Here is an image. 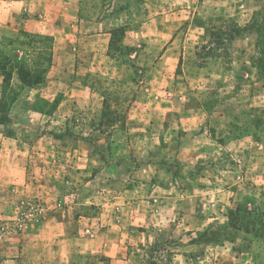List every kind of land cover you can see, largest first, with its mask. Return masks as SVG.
<instances>
[{
    "label": "rangeland",
    "instance_id": "rangeland-1",
    "mask_svg": "<svg viewBox=\"0 0 264 264\" xmlns=\"http://www.w3.org/2000/svg\"><path fill=\"white\" fill-rule=\"evenodd\" d=\"M95 1L86 14L107 15ZM201 1L115 0L107 46L19 24L0 35V133L39 141L51 174L0 220L2 239L37 227L12 223L41 198L47 217L79 204L66 264H264V0H247L248 19L242 0ZM26 71L42 81L24 85ZM124 229L106 256V234Z\"/></svg>",
    "mask_w": 264,
    "mask_h": 264
},
{
    "label": "crops",
    "instance_id": "crops-1",
    "mask_svg": "<svg viewBox=\"0 0 264 264\" xmlns=\"http://www.w3.org/2000/svg\"><path fill=\"white\" fill-rule=\"evenodd\" d=\"M85 1L0 0V35L9 36L14 30L11 25L19 24L25 31L48 32L54 37L55 42L68 39L75 35L76 31L90 32V35L97 39L102 37L101 41H104L103 37H105L107 40L105 46H107L110 32L105 26L107 21L116 19L112 12L115 0H104L107 15L99 17H89L86 14L89 11L88 6L91 8V3L86 4ZM128 1L132 3V0ZM219 1L220 4L225 5H230L232 2L231 0ZM254 1L261 2L263 0ZM246 2L247 0H242L240 6L242 9L238 13L239 16L248 19L254 10L247 7ZM93 10H96V7ZM242 33V38L246 34H250L247 31ZM90 46L101 50L105 48L104 44L97 43V40L93 41ZM20 136L18 128H15L12 136L0 133V220L12 214L19 197H29L39 193L45 195L51 187L46 184L51 176L48 168L49 162L41 157L39 141H25ZM41 180L45 184H40ZM51 185H55V182L53 181ZM77 208H79L78 203L65 211L55 210L39 226L23 233L18 238L4 236L2 239L0 237L1 242L5 245L2 252L8 251L6 256L0 258V264H20V259L21 261L31 260L32 264H66V252L69 254L81 249L79 243L81 229L72 219V214ZM113 220L114 215H110V222L112 223ZM115 228L116 226L112 225L107 226L106 229L113 230ZM128 229L134 231L131 225L128 226ZM126 230L121 232V236L120 231H117L116 235L106 234L103 246V253L106 256L113 258L120 254L121 243L127 236L128 231ZM97 242L96 239L95 244ZM24 244L25 246H23ZM66 244H69L68 248L64 246ZM20 246H22L21 251L16 253ZM94 246L97 247V245Z\"/></svg>",
    "mask_w": 264,
    "mask_h": 264
},
{
    "label": "built area",
    "instance_id": "built-area-1",
    "mask_svg": "<svg viewBox=\"0 0 264 264\" xmlns=\"http://www.w3.org/2000/svg\"><path fill=\"white\" fill-rule=\"evenodd\" d=\"M57 206H60V204L57 203ZM54 207L52 205L50 206L41 198L21 200L18 203L16 217L12 223V227L18 232H24L32 227L38 226ZM83 231L89 237H94L95 235L91 227H86Z\"/></svg>",
    "mask_w": 264,
    "mask_h": 264
},
{
    "label": "trees",
    "instance_id": "trees-1",
    "mask_svg": "<svg viewBox=\"0 0 264 264\" xmlns=\"http://www.w3.org/2000/svg\"><path fill=\"white\" fill-rule=\"evenodd\" d=\"M21 68V67H20ZM20 72H24V69L22 67V69H20ZM25 76H27L29 79H27V81L25 82V80L23 79L22 81L25 82L27 86H31V85H35L38 84L42 81V76L40 74H36L34 72H30V71H26L25 72ZM31 80V81H30Z\"/></svg>",
    "mask_w": 264,
    "mask_h": 264
}]
</instances>
